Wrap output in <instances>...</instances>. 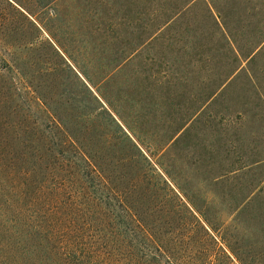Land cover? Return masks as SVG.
Masks as SVG:
<instances>
[{
	"label": "rangeland",
	"instance_id": "rangeland-1",
	"mask_svg": "<svg viewBox=\"0 0 264 264\" xmlns=\"http://www.w3.org/2000/svg\"><path fill=\"white\" fill-rule=\"evenodd\" d=\"M9 1L36 22L40 37L28 43L35 38L29 20L0 0V55L15 64L0 72V99L25 105L31 83H49V101L64 99L58 86L66 68L46 43L52 41L116 107L129 104L121 108L127 132L152 163L113 164L115 180L137 166L144 172L131 198L147 181L149 197L172 198L161 173L218 228L234 263L264 264V0ZM130 51L125 68L119 63ZM110 71L111 83L109 76L101 82ZM48 72L57 78H46ZM65 110L63 117L73 116ZM26 115L30 126L42 118L34 108ZM28 170L0 153V264L65 263L63 252L75 248L72 260L87 262L86 248L102 252L104 242L111 245L112 235L88 226L81 214H67L51 194L63 178L49 173L44 183L43 171ZM157 209L150 206L164 212Z\"/></svg>",
	"mask_w": 264,
	"mask_h": 264
},
{
	"label": "trees",
	"instance_id": "trees-1",
	"mask_svg": "<svg viewBox=\"0 0 264 264\" xmlns=\"http://www.w3.org/2000/svg\"><path fill=\"white\" fill-rule=\"evenodd\" d=\"M3 1L29 20L35 38L28 43H35L40 37L36 22L31 21L11 1ZM207 10L211 11L208 5ZM51 35L62 46L55 34ZM46 43L66 68L63 70L67 74L59 77L58 86V94L64 99L59 103L47 100L52 96L48 92L49 83L40 87L31 83L29 99L22 101L27 104L24 110L22 107L25 105L19 104L18 99H0V153L6 151L21 164H27L29 170L25 172L26 175L43 171L44 183L49 173L58 174L59 179H63L51 187V194L57 200H63L62 205L68 208H64L67 214H81L88 226H100L112 235L111 245L104 242L102 252L85 249L83 254L90 261L72 260L73 253H77L74 250L80 251L75 248L64 251L63 255L68 258L65 263L59 264H245L239 258L240 263H234L226 240L223 237L220 240L216 234L218 228L197 209L178 185L176 191L161 173L158 176L173 193L172 198L164 201L155 196L156 193L149 197L145 193L149 187L148 181L140 196L138 193L135 199L131 198L132 191L140 192L139 187L145 181L144 172L137 166L128 178L115 180L116 168L113 164L122 166L138 163L137 159L140 158L148 166L152 167V163L127 132L132 131V128L121 113V108H129V104H118L116 107L89 79L86 71L73 67L68 61L69 56L61 53L52 41ZM133 52L127 53L119 64L126 62L127 68L131 64ZM13 62V59L8 60L0 55V72L12 71L15 66ZM67 75L72 76L79 86L72 78L66 81ZM112 75L110 71L101 82L109 76L108 83H111ZM45 76L57 78L55 73L50 72ZM91 86L96 87L97 94ZM33 108L41 112L42 118L39 122L33 120L30 126L26 112H31ZM65 109L72 111L73 116L63 117ZM30 127L38 132H28ZM5 131L10 132L11 140ZM99 140L108 142L111 148L99 151L95 145ZM113 145L125 148L114 149ZM1 159L10 160L5 154ZM160 185L157 183L159 188L164 187ZM150 206H156L160 212H164L153 213Z\"/></svg>",
	"mask_w": 264,
	"mask_h": 264
}]
</instances>
